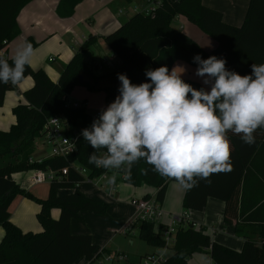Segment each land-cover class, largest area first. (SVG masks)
<instances>
[{
    "label": "trees",
    "instance_id": "obj_1",
    "mask_svg": "<svg viewBox=\"0 0 264 264\" xmlns=\"http://www.w3.org/2000/svg\"><path fill=\"white\" fill-rule=\"evenodd\" d=\"M31 0H0V50L20 34L17 15ZM83 0H60L55 8L60 19L73 16L75 7ZM130 3L134 0H125ZM182 15L197 25L217 42V47L204 51L191 37L173 27L171 22ZM118 63L110 71L97 73L98 65L89 61L86 54L96 37L88 35L78 46L70 60L65 63L56 82L42 69L25 67L24 77L30 76L33 85L24 91L25 102L12 108L15 122L0 130V264H75L81 258L90 259L97 251L89 234H73L70 222L80 218L82 212L104 215L106 203L86 196L78 189L58 195L60 188H73L84 177L71 164L85 168L91 179L106 171L89 163L95 153L103 155L106 149H93L81 133L91 126L90 114L83 107L68 103L69 92L77 85L91 92H102L108 106L119 94L118 74H126L134 84L146 82V69L166 65L169 70L177 60L197 67L193 57L203 59L215 55L226 60V68L240 75L251 74L252 64L264 63V0H249L243 23L235 26L223 20L221 11L206 6L202 0H160L153 15L135 12L121 25L102 36ZM33 48L37 45L31 37L26 38ZM1 56V55H0ZM13 55L6 58L12 63ZM22 78V79H23ZM194 88L202 85L182 78ZM17 84H0V105L5 92L16 89ZM60 116L66 125L67 136L77 132L75 153L64 157H41L35 143L43 135L44 125L51 116ZM231 145L230 171L210 174L207 178L194 177L195 185L186 188L183 209L202 210L208 197L225 203L224 221L235 220L234 232L243 239L240 249H235L212 239L206 227L192 221H182L174 234V244L167 246L170 254L164 255L158 264H188L194 253H204L217 264H264V148L258 142L242 148L238 144L241 135L227 133ZM248 149V150H244ZM31 160V162H30ZM67 167L68 172L60 181H52L45 199L34 197L20 188L13 173L35 169L54 170ZM125 181L133 186L145 185L156 189L154 199L162 202L165 189L174 178L161 176L144 159L131 168L123 166ZM21 195L40 205L36 215L42 231L24 232L10 219L9 206ZM147 198V197H144ZM53 208L59 209L57 218L51 216ZM160 227L140 222L138 236L148 245L164 248ZM153 254V253H152ZM145 254L140 257H147Z\"/></svg>",
    "mask_w": 264,
    "mask_h": 264
},
{
    "label": "clouds",
    "instance_id": "obj_2",
    "mask_svg": "<svg viewBox=\"0 0 264 264\" xmlns=\"http://www.w3.org/2000/svg\"><path fill=\"white\" fill-rule=\"evenodd\" d=\"M33 52L26 42L11 64L0 56V84L21 81ZM193 62L195 75L209 88L185 82L182 67L146 69L147 80L140 84L118 74L119 94L81 133L91 148L106 149L103 155L91 154L89 163L120 169L144 159L184 188L195 185L194 177L230 171L227 133L252 144L253 132L264 128V63L252 64L251 74L242 76L215 55L197 54Z\"/></svg>",
    "mask_w": 264,
    "mask_h": 264
},
{
    "label": "crops",
    "instance_id": "obj_3",
    "mask_svg": "<svg viewBox=\"0 0 264 264\" xmlns=\"http://www.w3.org/2000/svg\"><path fill=\"white\" fill-rule=\"evenodd\" d=\"M59 1L60 0H31L28 2L20 10L16 18L20 34L9 41L0 50L1 56L5 59L10 58L15 55L16 50L20 45L26 43V38L31 37L37 42V45L33 48L34 52L29 65L32 69L44 70L54 82L58 80L62 66L70 60L75 52L73 46L71 48L72 51L70 52H62V50H60L62 49L60 47L61 43L58 45L56 42L59 36V31H63L64 33L72 32L74 18H77L79 15L89 17L88 15L91 13L92 9L100 6L104 9V17L102 19L104 27L100 32H96L95 28L87 26L88 30L86 33L88 34L82 36L81 40L85 41L88 35H94L96 38L102 37L122 24L121 21L110 13V7L116 5L124 9L128 7L132 8L133 6L137 4L141 5L144 2V0H134L130 3L125 0H83L75 7L72 17L68 19H60L55 11ZM248 2L249 0H202L204 5L221 11L223 14V20L226 23L235 26H240L243 23ZM120 12L121 10H118L117 14L122 15ZM171 25L191 37L204 51L210 52L217 47V42L212 37L204 33L197 25L191 23L182 15L175 16ZM73 41L75 46H79L83 43V41ZM53 44L57 45L53 47ZM51 49L54 52L59 53L58 58L61 60L56 61V57L49 55L48 58L54 63L52 66H49L44 61L42 62L41 59L45 58ZM88 60L93 61L89 58ZM107 63L108 62H105V64ZM117 63L115 62V64ZM173 67H182L185 69L182 78L196 81L206 89L210 87L204 85L202 78L195 75V66H192L183 60H177L173 63L171 69ZM177 70L180 71V69ZM32 85L33 79L30 76H27L18 82L17 90H9L5 92L3 103L0 105V130H7L15 122L12 108L19 102H25L23 93ZM253 136L255 142H258L259 140L258 144H261L264 148V128H257L253 132ZM235 142H238L242 148H244V146L249 150L252 148L250 146L251 144L245 143L241 138ZM37 150H39L38 147L36 148V152ZM31 173L32 171L17 172L13 173L12 177L20 188L29 191L34 197L45 199L49 192L50 183H31L29 179ZM75 189H78L88 197L106 203L108 206L107 212L104 215H96L88 211L82 212L80 218H74L70 222V230L73 234H89L93 243L97 246L96 252L103 251L105 253H108V251H116V247L109 248L107 243L111 241L109 236L110 232L113 233L114 229L115 234H124V236L127 237L131 235L133 236L135 232L138 233V229L135 231V228H137L136 226L128 233L122 232L128 219L134 212L132 200L140 197H154L156 192V189L153 187L145 185L133 186L124 181H117L115 190L109 192L105 180H83L80 183H77L73 188L58 189L57 194L65 195L73 192ZM185 191L186 188L181 186L179 182H168L164 198L162 202L159 203L161 209L165 213L163 216L164 221L167 222L169 220L170 214L179 215L184 212L186 214L185 220L194 222L196 226H205L206 232L211 235L213 240L232 248L240 249L243 244V239L237 236L234 232L235 220L232 219L231 222L224 221L225 203L220 199L208 197L206 205L202 210H186L183 209L182 204ZM39 207L40 205L35 201H28L23 196H16L9 206L10 219L24 232L31 231L33 233H38L42 231L41 225L36 217ZM58 215L59 209L53 208L51 210V216L57 218ZM3 233V228L0 226V241L3 237ZM129 238L130 244L134 243L133 239L131 237ZM153 248L151 250H145L142 255L152 253L157 254L158 252L162 253L161 249L163 248ZM187 262L188 264L213 263V261L204 253H194L187 259ZM75 264H86V259L81 258Z\"/></svg>",
    "mask_w": 264,
    "mask_h": 264
},
{
    "label": "built area",
    "instance_id": "obj_4",
    "mask_svg": "<svg viewBox=\"0 0 264 264\" xmlns=\"http://www.w3.org/2000/svg\"><path fill=\"white\" fill-rule=\"evenodd\" d=\"M160 5V0H144L141 5H135L132 7L134 12L144 13L145 15H153L157 7ZM52 59V58H51ZM108 64V63H107ZM72 107H83L86 110V102H68ZM87 111V110H86ZM102 109H93L90 114V122L98 118ZM66 125L64 120L57 115L51 116L47 119L44 125V132L42 137L45 139L42 144L46 143L50 150L47 156L50 157H64L75 153L76 151V139L77 132L72 136H67L65 133ZM31 162V160H30ZM73 169L84 177V180H105L109 192L115 190L117 181H125V174L123 166L120 169H107L101 174L89 179L88 172L85 168L77 164H71ZM68 168L64 167L59 171L54 170H41L35 169L30 175V181L34 184L43 182L60 181L67 174ZM115 177L114 182L109 183V178ZM134 207L133 215L128 219L123 233L130 232L135 226L137 227L140 222H148L155 225L156 228L160 227L161 237L165 242V247L172 246L174 244V234L177 226L180 222L185 221L186 214L182 212L179 215L170 214L169 220L164 221V211L161 209L160 204L157 203L154 197H140L132 200ZM163 248V249H164ZM164 255L162 253L151 254L147 257L140 259L142 264H158ZM127 256L125 253H117L112 255L103 251L96 252V254L86 259V264H112L113 262H119L126 260ZM212 264H217L213 262Z\"/></svg>",
    "mask_w": 264,
    "mask_h": 264
},
{
    "label": "rangeland",
    "instance_id": "obj_5",
    "mask_svg": "<svg viewBox=\"0 0 264 264\" xmlns=\"http://www.w3.org/2000/svg\"><path fill=\"white\" fill-rule=\"evenodd\" d=\"M109 8V7H108ZM110 13L114 15L121 23H123L129 16H131L133 13V9L131 7L128 8H122L118 7L116 5L109 8ZM118 10H121L120 13L122 15H118ZM133 12V13H132ZM117 15V16H116ZM87 16L79 15L77 18H74L73 22V31L64 33L63 31H59V36L56 40L58 45L61 43L62 52H70L73 49L78 48V46H75L73 44V40L76 41H84L81 40L82 36L87 35V26H92L95 28L96 32H100V30L104 27V24L102 22V19L104 17V9L102 7L97 6L94 9H92L91 13H89ZM57 44H53V47ZM91 49L88 50L86 57L87 59H92L97 65V72L103 73L109 70H112L114 68L115 62H118V59L114 56V54L111 52L110 48L107 46L105 41L102 37H98L95 40V43L90 46ZM54 56L57 58L56 61H59L61 59L58 58L59 53L54 52L52 49L49 53L45 56V58L41 59V61L45 62L47 65L52 66L53 61H51L48 57ZM54 61V62H56ZM105 62H108V64H105ZM16 89H12L11 91H15ZM9 91V90H8ZM68 102H86V110L88 113H91L93 109H104L107 107L103 93L98 92H91L88 91L84 86L77 85L75 86L68 94L67 96ZM45 139V137H39L35 143V147L39 150H37L38 154L42 157L47 156L50 147L44 143L42 144V141ZM104 181V180H102ZM48 185V184H46ZM27 191V190H26ZM29 192V191H28ZM32 194V193H31ZM33 195V194H32ZM21 196V195H17ZM26 198V197H25ZM37 198V197H36ZM28 201H33L29 198H26ZM115 230V229H114ZM113 230V233L110 232V240L108 243L109 248L116 247L117 253H125L127 258L124 261L119 262H113L112 264H142L140 263V255L145 252V250H151L154 246L148 245L145 241H143L141 238H139L138 233H134L133 236H129L133 239L132 244H130V238L127 236H124V234H115ZM137 228H135V231ZM115 234V235H114ZM114 235V236H112ZM112 236V237H111ZM156 248V247H155ZM154 250V248H153ZM162 250V254L167 255L170 254V248L166 247L164 250ZM116 251H108V253L115 255ZM159 253V252H158ZM142 259V258H141Z\"/></svg>",
    "mask_w": 264,
    "mask_h": 264
}]
</instances>
